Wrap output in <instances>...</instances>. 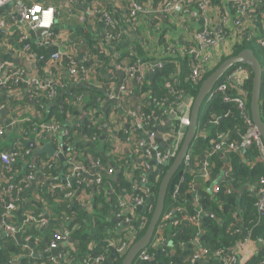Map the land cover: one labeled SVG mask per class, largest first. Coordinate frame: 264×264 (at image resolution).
Wrapping results in <instances>:
<instances>
[{"label":"crops","instance_id":"crops-1","mask_svg":"<svg viewBox=\"0 0 264 264\" xmlns=\"http://www.w3.org/2000/svg\"><path fill=\"white\" fill-rule=\"evenodd\" d=\"M185 1L183 0L180 11L161 14L160 10L167 2V0H161L159 8L154 10L150 8L148 14L138 13L135 19H132L129 17L130 0H36L40 5L48 3L55 13L50 34L52 38H56V41L51 45L41 47H37V40L40 38L35 35V31L29 29L27 24L20 20L14 4L6 3L0 6V21L4 22L6 27L5 33L0 35V71L7 68L20 69L26 72L29 78L37 77L42 82L41 96L36 95L25 82L9 85L0 91V128L6 132V136L0 140V149L12 154L14 147L18 146L20 150L28 152L25 160L15 164L4 173L0 172V187L11 184L16 188L12 199V202L15 200V208L7 209L6 202L0 206V254L1 248L5 247V243L9 240L6 237V227L9 226L18 231L14 241L23 244L22 248L25 253H33L31 258L27 257L31 261L39 259L35 264L41 263L40 258H45L51 264H63V261L59 260L61 251L53 254L54 250H50L48 247L53 234L50 227L59 230L63 226L61 225L63 220L54 212L55 208L60 202L75 203L82 211L89 214V211L97 209L98 197L96 184L92 181L91 176L85 175L84 178L79 179L70 173L67 157L74 160L76 154L74 144L83 139L85 128L83 125L86 121L87 124L90 123L96 130H99L101 139L108 140L109 154L124 153L128 156L133 154L128 143L112 139L115 133L125 127L123 124H127L122 119V113L119 112L120 88L124 83H128V88L134 92V95L130 96L132 103L134 104L140 99L150 105L152 104L151 100L147 98L152 92L141 91L140 88L144 85V78L154 71H147L141 76H136L137 68H140L141 63L136 64L130 58L137 55L136 44L141 45L142 57L140 56V59L144 64H148L149 59L153 60L151 63L163 61L166 64V59H173L174 56L181 57L183 46L186 47L192 43L194 32L198 28L196 4H187ZM214 5V2L210 3L209 15L212 21L216 17L215 8L222 7ZM97 7L101 9L94 13ZM101 10L110 17L112 27L102 16ZM154 14L157 18L154 17ZM150 17L155 19L154 25L150 24ZM256 19L264 21V3L243 16L242 25L251 34H253L252 28ZM137 31L139 34H136ZM220 51L217 49L216 53H220ZM53 55H57V58L53 59ZM126 71L132 75L127 74ZM244 79V77L239 79L241 88L244 87ZM74 87L93 90L97 93H88L87 90L86 93L72 95L69 90ZM49 91H54V96L48 95ZM99 94L102 99L98 98ZM233 94H236V91H233ZM191 102L192 98L187 96L184 101L185 107L181 112L183 116L187 113L186 120L190 115L188 104ZM179 107L180 105L177 108ZM52 108L58 113L72 108L71 114L67 113L60 129L67 131V128H71V130L76 128L77 131L73 134L75 142L64 138V132H60L54 136L52 142L63 159L58 158L56 154L50 158L42 156L34 159V149H31L29 145L40 149L44 143L50 140L46 136L47 133L38 131L37 127L32 129V126L37 124L40 127L42 123H49L50 121L44 122L43 119ZM152 109L148 114L152 120L145 130L146 136L149 135V137H145V140L147 139L146 148L151 151L148 154L145 151L143 156L138 155L135 159L138 165L143 163L145 171L142 176L139 174L138 178H135V174H133L131 181L127 182L131 184L129 190L118 189L119 197L115 196L114 200L119 206L115 203L112 206L114 208L112 213L109 210L111 215L106 214L109 215V219H112L109 222L117 221V230L111 236L114 239L119 233H122L123 236L131 235L137 238L141 231L144 233L153 212L156 197L155 186L160 180L157 171L161 169V166H156L153 161H157V155L171 147L172 140L171 121L162 116V112L153 104ZM25 124L28 127L23 128ZM209 124L211 128L219 126L218 121H209ZM87 129L90 128L87 126ZM208 129L204 130L201 136H209ZM210 140L208 145L211 148L217 139ZM91 142H93L92 138ZM91 142L87 137V144ZM63 147L67 150L63 151ZM244 152H237L240 153L238 157L240 164L249 171L255 170L254 160L248 161L249 153L245 155ZM230 153L232 152L227 153L229 155L202 153L195 159L197 162L196 174H192L188 182L184 177L186 171H181L170 195L171 204L168 206L170 211L180 209L181 212L173 214L165 222V232L171 234L167 236L168 234L164 233L163 243L161 242L157 246L152 245L151 248L154 249V252L149 253V262H141L140 259H137L135 264H159L161 257L165 259V264H205L202 261H189L190 254L200 247L199 241L203 236V230L189 245L176 241L175 237L178 236L175 233L184 227L187 228L191 223L199 226L201 215H210L209 217H213V215L210 214L209 209L205 212L199 207L195 208L194 213L191 214L185 205L195 207L201 198L206 199L205 195L212 197L218 193L221 187H224L225 194H235L237 211H240L239 203L242 194L249 192L256 197L259 180L264 176L255 180L248 175L243 178L238 187H235L229 180L232 171ZM216 156H219V159ZM83 161L86 160L82 158ZM255 161L264 169V165L258 158ZM205 163L206 166H204ZM203 167L206 168V171ZM186 168L191 173L193 172L192 168ZM21 181L22 185H20ZM114 181L116 182V178H113L112 185L109 183L100 189L101 200L108 205L112 204V193L116 191ZM183 184L187 185L186 190L181 188ZM63 185H66L71 192L68 199L63 197L61 192L57 193L59 190H53V187ZM206 189H210L211 192ZM137 200L141 202L140 205L136 202ZM120 203L124 204L122 208ZM118 213H120L122 221L131 223L133 227L131 234L124 230L120 232V229L124 228L123 222L113 218ZM103 215L105 214L103 213ZM106 215L103 217L105 220L108 217ZM195 216H197L196 221H194ZM172 218L173 220L170 221ZM174 221H177V224H173ZM218 222L221 221L218 220ZM143 223L144 227H142ZM20 235H23L24 242L19 239ZM199 236L200 238H198ZM27 237L30 240H26ZM107 239H102L101 243L97 245L103 248L106 243L104 251L97 255L101 256L99 264H113L115 259L119 258L113 247L116 241L113 242L111 238ZM106 240L112 243L105 242ZM194 242L197 245H193ZM263 244L257 245L252 242L236 244L232 255L234 261L236 264H248ZM94 246H96L95 243ZM89 256L91 257V255H87V258ZM23 257L24 255H20L14 257L13 260L15 263H19ZM219 263L224 264L221 259ZM257 264H264V261H257Z\"/></svg>","mask_w":264,"mask_h":264},{"label":"built area","instance_id":"built-area-1","mask_svg":"<svg viewBox=\"0 0 264 264\" xmlns=\"http://www.w3.org/2000/svg\"><path fill=\"white\" fill-rule=\"evenodd\" d=\"M130 1L131 9L129 12V17L132 19H135L138 13L148 14L149 10H151L150 8L148 10L147 8H142L135 5L133 0ZM185 2L187 4H196L197 7L198 28L194 32L192 43L189 46H183L181 50V58L187 57L191 61L192 67L190 70V81L193 84L197 85L200 81H202L203 74L208 71L207 67L218 61V59H214L217 49L221 50L225 49V47L232 48L233 45L240 43L242 40L255 36L254 38H256L260 42V46L264 50V21L262 19H256L254 21V26L252 28L253 34L246 31L244 29V26L242 25L243 16L249 14L257 6L260 7V5L264 3V0H186ZM211 2L215 3L214 6H222L221 8L217 7L214 10L216 18L220 23L219 31L215 30L216 25L209 15ZM6 3L14 4L15 11L20 20L22 22H25L29 29L33 31H36L38 29H44L48 31L47 34L39 37L40 39L37 40V47L51 45L56 41V38H52L50 34V30L52 29L54 24L55 16L54 9L52 7L42 8L41 5L36 2V0H0V6ZM182 5L183 0H167V2L163 6V9L160 10V13L170 14L176 11L178 12L182 9ZM100 9L101 8L97 7L94 13L98 12ZM101 14L102 16H104V18L107 19L110 26L112 27V21L107 13L101 10ZM5 31V24L4 22L0 21V35L4 34ZM135 57L136 56L133 55L130 59H133ZM52 58L56 59L57 55H53ZM151 62L152 61H149L148 64H144L141 59H135L134 63H141L140 68H137L138 73H136L135 75L141 76L147 71H155V69H161L164 65L163 61H157L154 63ZM126 73L132 75V73H129V71H126ZM143 77L141 78V82ZM241 77L247 78L248 70L247 68H244L242 66H237L236 68H234V70H232L230 74L226 75V80L220 83L218 82L212 88L210 93L207 95L206 102H210L217 96H221L223 102L230 103L237 107L248 127L247 132L237 141H229L227 138L218 135L217 141L214 142L213 146L206 153L207 155H212L215 153L227 154L229 152H244L246 151V149H249L253 145L259 152L258 159L264 165V144L261 140V137L257 134L256 129L247 113L246 93L242 90L239 83V79ZM175 79L176 76L174 77V80ZM20 82H25L36 95H42V82L39 78H29L26 72L15 68H7L0 71V91H3L5 88L9 87V85L18 84ZM127 85L128 83H124L120 88V96L118 97V100L120 101L119 112L123 115L122 119H124L125 122L129 123L123 125L130 127L136 132H139L141 134V138L131 136V132L126 130L123 131L122 128L117 132L118 134L115 133V135H113L114 137H112V139L118 140L119 134H122L124 136L122 141L128 143L127 145L129 146V149L133 152L134 155H136L137 158L138 155L143 156L145 151L147 154L151 151L149 148H146L147 139L145 140V137H149V135L146 136L145 130L146 126L151 122L152 119L151 116L148 115L149 113H144V110L142 109V104L144 103L143 100L138 99L136 101L137 106L136 102L134 104L132 103L130 96L134 95V92H132V90L129 89ZM164 88L169 91V95L156 98L151 94L147 98L150 99L151 103L162 112V116H165L169 121H171L170 133L172 145L167 151L157 155V161H153V164L161 167L171 164V162L175 159L183 141L184 134L188 125L187 120L189 119V117L187 118V120L185 119L187 113L185 116L181 114L182 110L185 107L184 101L187 96H184L181 92L177 91L175 89V85L171 82H165ZM228 89L236 91V94H233L231 92L230 95H227ZM237 93L239 96H237ZM47 94H50V96H54V91H49ZM178 105H180L179 108H177ZM191 106L192 102L188 104L189 112L191 110ZM35 127L38 128V131L47 133L46 136L50 141L56 134H59L60 132H64L65 136L69 134V132L60 129L62 125L59 122L42 123L40 127H38L37 124H34L32 126V129H34ZM4 132L5 130L3 128H0V140L3 138ZM23 133L26 134V132L24 131ZM109 140H111V138H109ZM56 152L58 151L56 150ZM27 154V151L24 152L23 150H20L18 146L14 147V151L12 152V154L10 152H4L0 149V172L4 173V171L6 172L7 170L11 169L15 164L22 162L27 157ZM80 156H83L82 158H84L86 161H83L82 163V160H71L67 157V159L69 160V171L72 175L77 176L79 179L84 178L85 175L91 176L92 181L94 182V184H96V188L102 185L109 184L108 180L119 173V169L115 173L112 167H109L107 165L104 166L99 160L94 159L90 154H87L85 156L83 154H80ZM114 156L117 157L119 161H123L125 160V158L128 159L127 155L124 153H117L114 154ZM189 160V156L187 155L185 160V168L189 166ZM84 162H87V166H85ZM204 166H206V163L204 164ZM203 169L206 171L205 167H203ZM120 170L122 171L123 176L127 180H130L131 178H133V174L136 170H140V175L142 176L145 171V167L143 163H141L140 165L134 163V166L125 164L120 168ZM22 184L23 182L21 181L20 185ZM15 190V186L11 184L0 187L1 206L3 202H6L5 206L7 209L12 210L15 208V200H13L12 202ZM53 190H59L57 191V193L61 192V195H63V197H65L66 199H68L71 195V192L66 185L58 186L56 188L53 187ZM136 202L139 205L141 204V202L138 200ZM117 205L119 206L118 203ZM123 206L124 204L120 203V207L122 208ZM255 208L257 212L261 214L264 213V176L259 180V188L257 189V202L255 203ZM178 212H181V210H167L164 212L158 223L159 225L156 227L155 233L149 246H157L159 243H163V236L166 230L165 222L168 221L173 216V214H176ZM120 213L114 216V218H116L120 222L125 223V227L123 228L124 232L128 227H131L133 229L131 223L122 221L120 219ZM173 218L170 221H172ZM28 219H30V217H28ZM196 220L197 216L194 217V221ZM173 224H177V221H174ZM61 225L63 226L60 227L59 230H53V234L49 241L50 243L48 247L50 250L61 248L59 260L63 261V264H76L77 261L73 260L72 257L69 259V256L72 253L76 252V245L72 242L71 230L69 229L71 220L66 217L64 218L63 222H61ZM144 225L145 224L143 223L142 227H144ZM6 230V237L9 240H14L18 235V231L14 227L8 226L6 227ZM236 231H238L237 228ZM126 233L131 234L132 231H126ZM250 233L251 231L248 230V232L245 234L247 237H245L244 235L243 239L238 244L249 243ZM26 240H30V238L27 237ZM135 240L136 238L132 236L124 240L121 239L118 245H113L119 257H122L126 253L128 248L135 242ZM261 243H264V241L259 240V244ZM65 250L66 255L63 253V251ZM233 250L234 248H231L228 250V252L225 251V253L216 251L212 253V256H209L208 250L202 249V251L199 252L196 249L193 253L190 254L189 261H202L203 263H206L208 262L209 257H211L217 259L218 261L221 259L224 264H232L234 261V257L232 256ZM32 254L33 253L28 252L27 256L31 258ZM100 257L101 256L89 258L86 257L80 264H99ZM137 259H140L141 262L150 261V255L147 248L141 251Z\"/></svg>","mask_w":264,"mask_h":264},{"label":"trees","instance_id":"trees-1","mask_svg":"<svg viewBox=\"0 0 264 264\" xmlns=\"http://www.w3.org/2000/svg\"><path fill=\"white\" fill-rule=\"evenodd\" d=\"M134 4L142 7V8H149L156 9L159 8V4L161 3V0H133ZM42 8H48L50 7L48 3H41ZM154 17L157 18V16L154 14ZM168 21V20H167ZM149 22L151 25H154L156 23L155 19L150 17ZM136 34H139L138 31ZM255 36H252L251 38H247L242 40L240 43H237L233 45L232 48H227V53L221 56V58L218 59V61L208 68V71L205 72L202 76V81L208 76L210 73H212L219 64H221L224 60L229 58L230 56L236 55L240 51L244 49H250L255 57L260 62L262 68H263V79H262V88H261V97H260V106H261V117L264 121V50L260 46V42L254 38ZM260 39V38H259ZM226 48V47H225ZM141 45L136 44V52L137 55L132 60L140 59V56L142 57V54L140 53ZM224 49H221V51ZM150 61H153L149 59ZM167 63L163 65V67L160 70H156L153 73H151L148 77L144 78V85L141 86V91H151L152 95L156 98L163 97L165 95H169V91L164 88L165 82H171L175 85V89L179 92H181L184 96H190L191 98H194V96L197 94V91L202 83L200 81L197 85L193 84L190 81V70H191V61L189 58L184 57H177L174 56L173 59H166ZM237 66H242L244 68H247L248 70V77L244 79L245 84L244 87H242L243 91L246 93V102H247V113L250 117V111H249V100H250V91H251V83H252V75L251 71L248 67L243 65H235L231 67L228 72H226L225 76L219 81L223 82L226 80V75L230 74L234 68ZM176 76L175 80H172ZM88 89L84 88H72L71 94L72 95H79L80 93L87 92ZM91 92L92 94H96L97 92L93 90H88V93ZM231 92L233 93L232 89H228L227 95H230ZM101 94L98 95V98ZM237 96L238 93H237ZM142 109L144 110V113H149L152 109V104L148 105L147 103L142 104ZM72 108H68L62 113H58L54 108H52L48 115L44 117V122H59L63 123L66 119L67 113L71 114ZM42 121V122H43ZM209 121H218L219 126L211 128ZM84 128V135L83 139L75 142L73 134L76 133L77 129L74 128L71 130V128H67V132L69 134L65 136L64 138H68L69 141H74L75 144V160L81 161L83 156H80V154H90L94 159L99 160L104 166L107 165L109 167H112L113 170L116 171L119 169V173L116 174V182L114 181V186H116V191L112 193L113 200L112 204L108 205L104 203L101 200L100 197V189L102 186H99L96 190L97 197V209L95 208L94 212L92 214H88L84 211H82L78 206L74 204H67L66 202H60L58 206L55 208L54 212L57 216L61 217L62 220L64 218L68 217L71 220V225L69 229L71 230V239L73 244L76 245V252L72 253L69 256V259L72 257L73 260L77 261L76 264H80L87 255H91V257H96L97 255L101 254L104 250V246L106 247V243L104 244L103 248L97 246L101 243V240L104 238H108L115 242V244H119L120 239L123 237L122 233H119L116 235L115 239L112 236V233H115L117 230L116 222H109V220H105L103 217L106 214H109V210L112 213L114 208L112 207L117 204L115 202L114 197H119V190L123 189L129 190L130 185L127 182H130L131 180H127L123 174L120 168L127 164L129 166H134L136 155H127L128 159L125 158L123 161H119L117 157L114 155L109 154V143L107 139H101L100 138V132L99 130H96L95 127H93L90 123L87 124V121L83 125ZM87 126L90 129H87ZM28 127L27 124H25L26 128ZM209 128V129H208ZM209 130L210 135L207 137L201 136L204 130ZM247 125L244 121V118L240 114L237 107L230 103L223 102L221 96H217L216 98L212 99L210 102H205V105L200 110L198 115V126H197V134L196 138L189 150L188 156H189V168H192L193 172L189 171V169L185 167H181L176 175L173 177V179L170 182V185L167 189V195L165 200V209L164 212L169 210L168 206L171 204L170 202V195L171 192L174 190L177 178L181 171L185 172V179L188 182L192 176V174H196L197 170V162L195 159L200 156L204 152H208L210 150V146L208 145L209 140L217 139L218 135H221L225 138H228L229 141H237L240 139L241 136H243L247 132ZM129 131L131 132V136H136L137 138L141 137V134L139 132L134 131L128 126H125L123 128V131ZM118 134V133H117ZM6 136V132H4L3 138ZM199 136V137H198ZM87 137L92 141L91 143L87 144ZM198 137V138H197ZM124 136L122 134H119L118 140L122 141ZM210 140V141H211ZM52 141V140H51ZM206 150V151H205ZM243 154H248V161L254 160L256 167L255 170L249 171L247 168L243 167L239 162V155L240 153L232 152L230 153V163L232 167L231 174L229 176V180L232 182V184L235 187H238L241 184V181L244 177L250 176L257 180L259 177L264 175V169L261 165H258L255 160L259 156V152L256 147L253 145L246 149ZM4 151V150H3ZM241 154V155H243ZM229 155V154H227ZM217 159H219V156H216ZM83 163V162H82ZM85 163V162H84ZM210 163V161H209ZM86 164V163H85ZM138 165V163H136ZM222 168H223V162H222ZM187 169V170H184ZM165 170L163 169L161 174H159V181L157 182L155 186V193L156 189H158V185L161 181L162 176L164 175ZM135 178H138V175L140 174V170L135 171ZM154 176V175H153ZM161 176V178H160ZM113 178L109 179V183L112 185ZM106 186V185H104ZM3 187V186H2ZM181 188L183 190H186L187 185L183 184L181 185ZM259 188V183H258ZM99 190V191H98ZM224 187H221L219 189L218 193H216L214 196H206V199L201 198L199 203L193 207L190 205H185L186 209L189 213H194V209L199 207L201 209H204L205 212L207 209L211 212L210 214L213 215V217H209L210 215H204L203 217H200V225L195 226L192 223L184 229H181L180 231L176 232V241H180L182 243H185L187 245L191 244L192 241L196 238V236L199 234L201 230H203V236L201 237L199 241V245L201 249H206L209 251V256H212V253L216 251H220L222 253H225V251L228 252L229 249L234 248L236 244H238L244 237V235L248 232V230L251 231L249 236V242L259 244L260 241H264V213H259L256 211L255 203L257 202V196L255 197L252 193L244 192L242 194L241 201L239 203L240 205V211H237V197L234 193H231L229 195L224 193ZM99 193V194H98ZM111 195V194H110ZM203 197V196H202ZM101 205V207H99ZM1 206V203H0ZM184 207V206H183ZM102 208L101 210H98ZM63 213V214H62ZM103 213L105 215H103ZM88 214V215H87ZM108 215V217H109ZM201 215V214H200ZM107 216V215H106ZM147 218H149L147 216ZM218 220L221 222L219 223ZM116 225V227H115ZM57 227V226H56ZM55 227V228H56ZM236 228L238 231H236ZM50 229L53 231L55 230L52 226ZM51 231V232H52ZM174 232V231H171ZM27 234V233H25ZM143 234V231L140 232L136 240ZM170 236L171 233L165 232V235ZM109 235V236H108ZM107 236V237H105ZM245 237H247L245 235ZM51 238V237H50ZM49 238V239H50ZM19 239L21 242L23 241V235H20ZM95 239V240H93ZM105 241L112 243L110 241ZM135 240V241H136ZM94 241V242H93ZM24 242V241H23ZM94 243L96 246H94ZM22 243L19 241L14 240H7L5 243V247L3 246L1 248V254H0V264H35L36 261L39 259H35V261H31L29 257H27V252L25 253L24 249L22 248ZM261 245V244H260ZM192 246V245H191ZM91 247V248H90ZM148 253H153L154 249L151 248V246L147 247ZM199 249V248H198ZM63 253L66 255V250L63 251ZM20 255H24L23 259L19 263H15L13 260L14 257H18ZM90 257V256H89ZM264 261V244L262 247L258 250L257 254L248 262V264H257V261ZM160 263L159 264H165V259L163 257L159 258ZM40 262L43 264H51L48 260L45 258H40ZM121 263V257L115 259L113 264H120ZM202 264V263H197ZM205 264H220L219 261L214 258L209 257L208 262Z\"/></svg>","mask_w":264,"mask_h":264},{"label":"water","instance_id":"water-1","mask_svg":"<svg viewBox=\"0 0 264 264\" xmlns=\"http://www.w3.org/2000/svg\"><path fill=\"white\" fill-rule=\"evenodd\" d=\"M213 22L216 25L215 30L219 31L220 23L216 17L214 18ZM47 33L48 31L44 29H38L35 31V35L37 37H42ZM61 52H63V50H61ZM235 65L246 66L251 71L252 83L249 100L250 119L256 129L257 134L261 137V140L264 144V121L261 117L260 106L263 79L262 66L250 49H244L236 55L230 56L229 58L224 60L212 73L206 76V78L202 81L197 94L194 96L192 101L189 121L180 149L171 164L164 165L157 171L158 175L161 174L163 169L165 170V173L158 185L153 212L151 213V217L146 226V229L144 230V233L128 248L126 253L121 257L120 264H135L137 261V257L141 253V251H143L150 245L156 227L162 215L164 214L167 189L170 185V182L176 175L177 171L185 165L186 157L196 138L198 115L200 110L205 105L207 95L210 93L212 88L223 78L226 72H228V70ZM59 139L61 140V138ZM29 147H31V149H34V159L42 156H45V158H50L55 154L58 158L63 159L62 155L56 152L52 141H47L40 149H35L33 145H29ZM66 150L67 149L63 147V151ZM206 190H209L208 192H211L210 189ZM203 216L204 215H201V217ZM198 238H200V236ZM193 245H197V243L194 242ZM59 251H61V248L54 250L53 254H56Z\"/></svg>","mask_w":264,"mask_h":264},{"label":"rangeland","instance_id":"rangeland-1","mask_svg":"<svg viewBox=\"0 0 264 264\" xmlns=\"http://www.w3.org/2000/svg\"><path fill=\"white\" fill-rule=\"evenodd\" d=\"M215 53V52H214ZM225 53H227V48H225L224 50H222V51H220V53H216L215 54V56H214V59L215 60H217V59H219V58H221V56L222 55H224ZM86 164H85V166H87V162H85ZM154 193H155V191H154ZM155 194H157V189H156V193ZM94 212V210H91V211H89V214H92ZM108 216V215H107ZM107 218V220H109V221H111L112 219H109V217H106ZM115 220V219H114ZM114 222H116L117 223V221L115 220ZM116 227V226H115ZM123 227H125V223L123 222ZM126 231H133V229L131 228V227H128L127 229H126ZM125 231V232H126ZM120 232H123V229H120ZM125 235V234H124ZM128 237H132V236H123L121 239L122 240H124V239H126V238H128ZM120 239V240H121ZM199 252L200 251H202V249L199 247V249H197ZM232 264H236V262L235 261H233V263Z\"/></svg>","mask_w":264,"mask_h":264},{"label":"clouds","instance_id":"clouds-1","mask_svg":"<svg viewBox=\"0 0 264 264\" xmlns=\"http://www.w3.org/2000/svg\"><path fill=\"white\" fill-rule=\"evenodd\" d=\"M263 66H264V62H263ZM155 71H156V70H155ZM262 71H263V68H262ZM151 73H153V72H151ZM151 73H150V74H151ZM224 76H225V75H224ZM224 76H223V77H224ZM182 167H185V165L182 166ZM102 186H104V185H102ZM96 189H97V188H96ZM113 218H114V217H113ZM114 219H115V218H114Z\"/></svg>","mask_w":264,"mask_h":264},{"label":"bare ground","instance_id":"bare-ground-1","mask_svg":"<svg viewBox=\"0 0 264 264\" xmlns=\"http://www.w3.org/2000/svg\"><path fill=\"white\" fill-rule=\"evenodd\" d=\"M127 124H129V123H127Z\"/></svg>","mask_w":264,"mask_h":264}]
</instances>
